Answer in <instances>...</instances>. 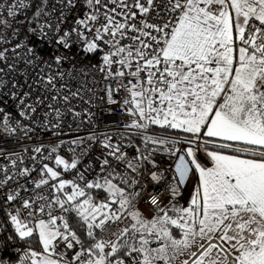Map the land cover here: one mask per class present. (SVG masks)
I'll return each instance as SVG.
<instances>
[{
	"label": "snow or ice",
	"instance_id": "6c2138e0",
	"mask_svg": "<svg viewBox=\"0 0 264 264\" xmlns=\"http://www.w3.org/2000/svg\"><path fill=\"white\" fill-rule=\"evenodd\" d=\"M49 3L40 0L27 24L58 11L55 23H36L27 31H38L43 40L49 39V32L62 33L54 42L65 50L71 48L75 35L83 53H102L98 70L110 82L105 85L107 101L116 103L114 94L125 91L122 104L134 119L115 143L107 131L87 137L106 150L99 166L100 172L106 173L103 177L88 179L91 165L81 171L79 157L69 160L56 154L60 145L50 150L43 145L32 149L40 154L39 159L30 157L39 167L20 168L22 157H8L16 171L9 174L7 166L0 167V198L6 206L19 207L6 216L15 237H35L40 245V251L26 250L16 264L26 260L29 264H169L186 251L190 259L181 264H264V0H54L47 10ZM80 3L86 8L83 18H76L71 29H62L67 14ZM29 7L26 0H6L0 5V14L6 11L14 18L19 10ZM0 25L10 26L3 19ZM7 43V37L0 35V89L8 83L4 77L15 73L22 61L23 83L13 78L9 92L17 102L19 116L31 118L46 107L43 116L48 127L50 116L60 120L61 102L69 106L70 113L80 116L70 106L80 90L73 91L64 82L71 73L60 70L65 56L53 55L46 60L34 47L20 42L3 47ZM58 80L63 82L59 86ZM65 90L68 95H64ZM0 120L9 133L19 129L27 135L32 130L19 122L11 127L10 114L3 109ZM153 125L164 131L149 134ZM51 127L59 128L60 123ZM167 130L189 135L178 139ZM134 137L144 145L136 149L139 162L135 163L136 158L129 159L122 150L133 146ZM213 138L224 141L216 145L218 148L235 154L208 151L213 166L205 168L196 153L201 141L206 146L215 142ZM85 143L84 138L73 140L76 147L69 150L75 156ZM178 144L187 147L177 148ZM157 146H164L171 155L182 151L176 165L180 183L195 171L199 186L188 207L173 206L174 215H169V210L157 205L156 211L163 215L145 220L139 211L132 210L143 188L129 192L127 187L138 182L117 172L112 161L124 162L136 173ZM90 150L88 145L80 156ZM53 159L55 169L45 162ZM72 170L73 178H62ZM33 172H38V179L32 178ZM117 178L119 184L113 183ZM152 179H158L155 173ZM10 182L16 186L6 190ZM45 188L47 194L41 191ZM93 190H103L104 200L96 202ZM169 191L179 195L176 186ZM22 210H27L24 218ZM125 213L134 221L130 227L117 228L114 240L97 238V229L121 221ZM169 226L179 229L182 238H174ZM150 237L161 241L160 247H150ZM7 255L0 252V264H13Z\"/></svg>",
	"mask_w": 264,
	"mask_h": 264
},
{
	"label": "built area",
	"instance_id": "2783aa9c",
	"mask_svg": "<svg viewBox=\"0 0 264 264\" xmlns=\"http://www.w3.org/2000/svg\"><path fill=\"white\" fill-rule=\"evenodd\" d=\"M6 0H0V5L5 4ZM30 4L27 9H21L17 13L16 17H8L7 12L4 11L0 14V19L7 20L9 27L5 28L0 25V35L7 37L10 43L4 44L3 47L11 48L17 42L22 44H27L29 47H34L36 51L43 56L46 60L51 59L53 55H63L66 60L60 66V70L67 73H71V76L66 75L65 81L68 86L76 91L80 90V96L72 99L71 108L74 112H79L80 116H75L74 113L68 111V105L61 102L58 107L61 108L62 116L59 121L55 116H50L48 118V127H45V119L43 113L47 111L46 107H41L35 116L31 118H24L19 116V109L16 107V101H14L9 92L11 91V81L13 78L23 83V72L25 70V65L21 61L17 65V71L4 79L8 81L3 89H0L4 93L0 96V109H3L5 113L10 114V126L16 127L17 122L20 125L27 126L32 130L25 135L23 131L17 130L15 133H9L6 128L2 125V120H0V167L7 166L10 169L9 174L16 171L12 167L8 159L9 156L15 158L17 156L22 157V163H18V167H39L38 164L30 159L31 156L36 155L39 159L40 154H36L32 151L35 147L43 145L47 150H50L53 146L60 145L59 151L56 154L63 156L66 159L71 160L72 158L79 157L80 163L78 168L84 171L91 165L93 171L87 173L88 179H94L97 175L103 177L106 173L100 172V162L103 160L104 155H106V150L101 147V145L96 141H88L87 137L96 134L100 136L101 133L109 132L113 136V143L117 140V135L122 132L125 125L131 122V116L126 113L122 101L127 96L125 91H120L114 94L113 99L116 103H109L107 101V96L105 92L106 83H110L103 79L104 73L98 70V66H102L101 56L102 53L95 55H89L81 51L82 45L76 40L75 35L72 37V46L69 50H65L58 46L54 40L58 35L62 33L49 32V39L43 40L37 31L36 34L27 31L28 27H35L36 23L52 22L55 23L56 17L59 12H54L49 17H43L38 19L32 25L27 24V20L33 19L34 13L36 11L37 5L40 0H26ZM54 0H50L49 9L52 7ZM86 8L82 3L71 12L68 13V19L65 23L61 25L62 29L68 30L73 27V21L76 18H83ZM16 31V35H13V31ZM56 49H59L58 51ZM23 53V49L20 50ZM12 58L10 57L9 62ZM3 65H0L2 67ZM38 71V69L36 70ZM29 75H32V70L29 69ZM62 81H57L59 86ZM22 90H27L22 89ZM64 95H68L67 90L64 91ZM31 102V101H29ZM60 123L59 128H53L51 125ZM164 130H161L158 126H151L150 133L154 135H159ZM58 133V134H57ZM167 133L178 138L183 139L179 135H174L172 130H167ZM78 138L85 139V145L77 148V152L74 154L69 150L70 148L76 147V145L71 144V141L77 140ZM102 138V137H101ZM128 141L125 140L124 144ZM132 147H125L122 150L126 153L129 159L136 158L135 162H139L137 155V148H141L134 139L132 140ZM90 145L91 150L88 151L87 155L80 156V152L85 150L86 147ZM209 145V144H207ZM206 145V146H207ZM177 148H184V145H177ZM201 141L200 148H204ZM27 149V151H25ZM183 153L177 152L176 155H171L169 152L164 150V146H157V150L152 153L149 161L142 162V166L138 169L136 173H133L131 169L127 168V164L120 162L117 164L112 161L113 167L116 168L117 172L123 173L129 179H135L138 183L131 185L132 191H139L141 187L143 188L142 194L134 202L138 205L143 206L145 209L151 212H156L157 205L161 208L167 209L168 207L177 206L181 202V188L176 179V163L179 155ZM47 155V151L43 153ZM100 157L98 161L96 158ZM111 160V158H110ZM50 167L56 168L54 159L50 161H45ZM59 170H62L59 169ZM66 172L63 174L62 178L71 179L73 178V172ZM155 173L158 179L154 181L152 179V174ZM2 175V174H0ZM33 179H38V172H33L31 174ZM119 179V178H117ZM20 183H24L23 179H20ZM15 182H10L5 185V189L14 188ZM173 186H176L179 190V195L173 196L169 191ZM32 187V185H30ZM44 194H47L48 189L41 190ZM19 207L18 204L4 205L3 199L0 198V252H7V259H10L13 264H16L26 250L29 249L28 244L24 240H19L14 236V228L11 225L10 218L6 216V213L12 211L14 208ZM27 216V210L21 211V217ZM117 228L123 229L121 226H113L106 228L101 235L100 239L105 241L109 239H115L113 233L117 232ZM9 236H13L12 240H8ZM6 244V247L4 246ZM69 255L71 251L69 250ZM187 259H190L187 256ZM24 264H29L26 260ZM158 264H165V262H158ZM178 264H181L178 263Z\"/></svg>",
	"mask_w": 264,
	"mask_h": 264
},
{
	"label": "rangeland",
	"instance_id": "374dc122",
	"mask_svg": "<svg viewBox=\"0 0 264 264\" xmlns=\"http://www.w3.org/2000/svg\"><path fill=\"white\" fill-rule=\"evenodd\" d=\"M132 119H134V117L131 116V120H132ZM113 183H117V184H119V179H114V180H113ZM120 186H123V185H120ZM127 190H128L129 192H131V188H130V186L127 187ZM93 195H94L95 198H96V202H100V201H103V200H104V197L106 196V193H105L103 190H93ZM108 202L110 203L111 200L109 199ZM134 204H135V207H134V209H132V210L139 211V212L141 213L142 217H143L145 220H151V219H153V218H154L155 216H157V215H163V213H156V212L148 211V210L145 209L143 206L138 205V204H136L135 202H134ZM178 206H179V205H178ZM178 206H177V207H178ZM115 207L118 208L119 205H115ZM171 208H172V207H168V208H167V210H169V215H174V214L171 212ZM131 223H134V221H132L131 218L128 217L127 214L125 213V214H124V217L122 218L121 221H117V222H115V223H113V222H109L110 226H108V227H106V228H110V227L117 226V225H118V226H121L122 228H124L125 226H129V227H130ZM169 227H170V230H171L172 233H173L174 238H176V239H181V238H182L183 234H182V232H181L179 229H176L175 226H169ZM106 228H105L104 230H106ZM104 230H100V229H97V230H96V232L98 233V237H97L98 239L101 238V235H102V233L104 232ZM150 239H151V241H152V242L150 243V245H149L150 247H153V248L160 247V245H161V241H157V240L155 239V237H150ZM24 241L28 244V247H29V248H31V249H35V250H37V251H40V245H39V243H37L38 241L36 242V241H34V240H32V239H30V240H24ZM192 250L194 251L195 249H192ZM171 254H172V251H171V249H169L168 255H171ZM187 256H188V254H187V251H186V253H185L184 256H181L179 259L171 260V261L169 262V264H178V263H180L182 260L187 259ZM159 262H160V261H159ZM162 262H164V261H162Z\"/></svg>",
	"mask_w": 264,
	"mask_h": 264
},
{
	"label": "crops",
	"instance_id": "0c3cea01",
	"mask_svg": "<svg viewBox=\"0 0 264 264\" xmlns=\"http://www.w3.org/2000/svg\"><path fill=\"white\" fill-rule=\"evenodd\" d=\"M172 132H174V135H179L183 138H185L186 136L189 135V134L182 133L179 130H172ZM208 139L209 138H207V137H203V140H208ZM213 139L215 141H217L218 143L214 142V143H210V144H212V145L215 144V146L218 145L219 142L220 143L224 142V141H221V140L216 139V138H213ZM184 147H187V145H184ZM208 151H217V150H213L210 148H199V150L196 153L198 162L201 164L202 167H205V168H210L213 166V161L207 155ZM219 152H221L223 154H229V153H225L222 151H219ZM181 154H183V153H181ZM229 155H231V154H229ZM185 159L187 160L188 158L185 157ZM178 162H179V157H178L177 163ZM177 163H176V165H177ZM176 179H177V181L180 185V188H181V202H180L179 206L178 205L177 206L178 207H188L191 204L192 196L195 194L196 189L199 186V173H197L195 171H191L183 183H180V177L176 173ZM32 240L37 242V239L35 237H33Z\"/></svg>",
	"mask_w": 264,
	"mask_h": 264
},
{
	"label": "trees",
	"instance_id": "16d2710c",
	"mask_svg": "<svg viewBox=\"0 0 264 264\" xmlns=\"http://www.w3.org/2000/svg\"><path fill=\"white\" fill-rule=\"evenodd\" d=\"M133 139H134V141H135V142L141 147V149H143L144 145H143L141 139H140L139 137H134ZM216 142H217V141H215V143H216ZM217 143H218V142H217ZM219 143H220V142H219ZM204 148H210V149H213V150L222 151V152L229 153V154H235V153H232V152H231L230 150H228V149H220V148H218L217 146H215V144L212 145V144H210V143H209V145L205 146ZM72 223L74 224L75 221L73 220ZM77 231L79 232V234L81 235L82 238H85V239H86L85 234H84V232H83L82 230L77 229Z\"/></svg>",
	"mask_w": 264,
	"mask_h": 264
}]
</instances>
